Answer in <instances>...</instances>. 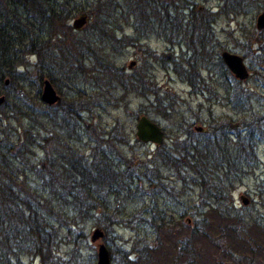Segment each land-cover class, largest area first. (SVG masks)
Returning a JSON list of instances; mask_svg holds the SVG:
<instances>
[{"label":"rangeland","instance_id":"374dc122","mask_svg":"<svg viewBox=\"0 0 264 264\" xmlns=\"http://www.w3.org/2000/svg\"><path fill=\"white\" fill-rule=\"evenodd\" d=\"M223 1L147 0V8L153 10L143 20L132 13L121 22L123 11L117 13L116 8L123 1L117 0L111 15L115 39H85V45L105 54L125 75L148 78L162 99L161 105H156L155 96L135 91L123 94L116 89L108 95L104 89L107 81L89 74L95 69L94 58L69 42L89 33L91 23L78 32L71 28L79 15L68 24L73 37L64 40L54 36L57 42L52 41L50 52L43 56L44 67L37 55H24L19 58L25 66L16 70L14 82L9 78L0 81V97L5 98L0 106V153L15 168L13 173L21 190L33 194L31 205L41 212L53 232L51 264H95L101 243L115 260L126 252L128 261L134 262V247L148 243L154 247L153 264H244L222 252L224 247L212 244L213 236L199 233L194 208L199 210L201 190L192 184L182 186L174 170L163 166L160 158L163 148H172L188 135L195 138L196 134H209L226 126L229 148L233 149L236 142L249 144L247 135L252 130L254 159H243L232 201L242 213L247 209L254 215L264 214V31L258 32L254 26L257 14L264 11V0H254L246 13L236 18H209L203 31L195 15L198 18L203 11L217 13ZM224 51L243 59L250 74L245 81L234 79L227 70L220 59ZM54 58L64 68L50 67ZM74 58H80L82 64L78 76L71 73ZM131 62L135 64L128 69ZM50 74L54 82H49L60 97L54 106L40 100L43 81L49 80ZM188 79L196 84L190 86ZM236 85L246 91L247 99L240 108H235L230 98ZM73 99L84 105L76 108L74 115L67 108L66 115L67 101ZM15 104L22 109H15ZM141 116H148L163 130L165 140L161 146L137 140L136 124ZM252 118H259L261 127L252 126ZM198 127L203 131L196 132ZM95 147L128 175L122 178L120 189L116 186L92 192L98 203L86 213L80 210L79 196L72 197V191L53 180L50 163L58 161L62 167L64 154L72 150L91 163ZM157 173L163 187L151 189ZM240 196L249 199L248 206L241 204ZM95 229L103 232V238L91 243ZM175 242L186 253L177 252ZM20 257L14 264H41L40 257Z\"/></svg>","mask_w":264,"mask_h":264},{"label":"trees","instance_id":"16d2710c","mask_svg":"<svg viewBox=\"0 0 264 264\" xmlns=\"http://www.w3.org/2000/svg\"><path fill=\"white\" fill-rule=\"evenodd\" d=\"M122 1L123 5L120 6L117 0H0V81L9 78L14 82V76L18 75L16 70L25 66V61L19 58L24 55H37L39 63L44 67L46 58L43 56L50 52L48 47L52 41L57 42V37L64 40L73 37L71 35L73 31L68 25L70 20L75 15L87 14L91 17L89 33L86 32L84 38L69 42L80 48L82 53L86 51L94 58L95 69L89 71V74H97L107 81L104 89L109 92L108 95H113L116 89L123 94L135 91L144 96H155L156 105H161L162 99L148 78L125 75L123 70L116 67L105 54H99L85 45V39L91 42L95 38H105L108 41L110 37L115 39L111 22L113 4L118 5L117 13L123 11L121 22L126 21L132 13L143 20L146 13L153 10V7L147 8V0ZM254 2L224 0L217 13L208 14L207 11H203L200 12V17L197 18L195 15L194 19L200 22L201 28L205 31V26L210 23L209 18L213 16L236 18L245 14L250 4ZM157 5L160 9L164 8L163 4ZM96 9L100 11L96 12ZM63 66L56 58L50 65L54 70H57V67L64 68ZM71 68V73L78 76L79 70L82 69L80 58H74ZM39 70L41 74L44 73L43 68ZM56 74L61 76V71L60 73L57 71ZM47 76L49 81L54 82L52 74ZM188 80L190 86L196 84ZM39 84L41 85V81ZM230 98L235 108L243 107L247 99L245 89L236 85ZM80 105L84 104L79 99L69 100L64 113L67 115L68 108L74 115V111L81 107ZM14 107L22 109L17 104ZM258 119L252 118L250 124L261 127L262 123H259ZM226 131V126L224 128L221 126L209 134L203 132L196 134L195 138L188 135L184 140L176 142L172 148H163L160 158L163 166L174 170L182 186L192 184L201 190L199 210L198 207L194 208L197 215L194 224L199 233L205 237L213 236L215 241L212 240V244L224 247L222 252L230 254L233 260L236 258L244 264H264V214L254 215L253 212H247V209H243L245 213H242L234 208L232 201L234 182L239 174H242L243 159L248 158V162L254 159L252 148L254 132L249 130L247 135L249 144L242 145L236 142L233 149H230ZM93 149L95 152L91 163L82 160V156L74 150L64 154L62 167L57 165L58 161L57 164L50 163L53 180L67 188L68 192L72 191L69 192L72 197L79 196L80 210L86 213L91 205L98 203L92 192L109 191L116 186L120 189L123 184L122 178L128 175L126 170H118L104 151L98 147ZM9 165L7 156L0 153V264L19 262L21 255L40 257L41 264H51L50 240L53 232L41 212L31 205L30 197L33 194L30 195L28 190H21L13 173L15 168ZM159 175L157 173L154 176L155 182L150 184L151 189L163 187ZM148 223L156 227L152 222ZM169 245L173 246V241H170ZM174 245L177 252L186 253L182 246L183 249H178L179 242H175ZM134 249L137 254L134 262L128 261V253L122 251L123 256H119L118 260L109 253L110 261L112 263L118 261L120 264H153V246L144 243ZM189 259L191 260V257Z\"/></svg>","mask_w":264,"mask_h":264},{"label":"water","instance_id":"95a60500","mask_svg":"<svg viewBox=\"0 0 264 264\" xmlns=\"http://www.w3.org/2000/svg\"><path fill=\"white\" fill-rule=\"evenodd\" d=\"M90 23V18L86 14H81L77 18L72 21L70 25L71 28L75 31H81L87 24ZM255 29L258 32L264 31V11L257 14L255 19ZM223 64L227 68V70L232 74L234 79L238 81H245L249 77V72L246 68V65L240 56L232 54L228 51H224L221 54V58ZM134 62H131L128 69H132L134 66ZM9 84V80L6 79L4 81V85L7 86ZM52 84L49 80L45 79L43 81V86L41 90L40 100L46 106H54L60 101V97L52 88ZM5 98L0 97V106L4 104ZM196 132L203 131V128L198 127L195 128ZM159 125H156L155 122L150 120L148 116H141L137 120L136 124V137L137 140L144 144H152L153 146L158 147L161 146L164 142V135ZM240 201L243 206H248L249 199L246 196H240ZM103 238V232L99 229H95L91 235V243L98 242ZM95 264H111L110 256L108 249L102 243L97 246V262Z\"/></svg>","mask_w":264,"mask_h":264}]
</instances>
